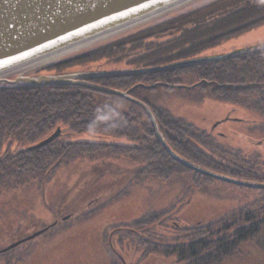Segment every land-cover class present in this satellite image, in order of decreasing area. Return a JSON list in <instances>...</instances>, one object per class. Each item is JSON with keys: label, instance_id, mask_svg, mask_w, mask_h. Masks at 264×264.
Here are the masks:
<instances>
[{"label": "rangeland", "instance_id": "obj_1", "mask_svg": "<svg viewBox=\"0 0 264 264\" xmlns=\"http://www.w3.org/2000/svg\"><path fill=\"white\" fill-rule=\"evenodd\" d=\"M233 1L203 0L193 3L151 22L137 32H127L108 40L106 45L101 44L75 57L139 37H146L143 39L146 43L166 42L177 36L169 29L170 24L185 20H191V25L206 22L209 20L207 14L214 9L219 10L213 13V16L218 17L226 10L241 6L239 3L225 6ZM259 43H264V24L206 49L202 55L229 53ZM258 46L255 47L258 49ZM72 57L57 61L55 64L66 63L60 69H54L55 64H52L37 74L66 73L96 65H101L103 69L131 68L126 67L123 60L112 59L86 62L84 65L76 60L67 63ZM180 75L182 77L177 81H199L190 75ZM188 84H161L152 89L145 88L151 91H144L141 96L152 103L155 109L169 110L174 117H181L200 130V136L195 139L192 135L189 138L191 142L185 143L207 154L210 140L204 134L209 131L213 142L216 139L225 146L237 149L246 161L254 165L255 172L264 174V129H259L264 119L260 114L244 105L230 104L209 95L200 99L199 91L189 90ZM194 85L192 83V87ZM120 99L108 95L104 102L124 110L128 104L120 102ZM218 103L222 104L219 112L214 106ZM209 104L214 111L205 110V107H210ZM133 105L149 121L145 111ZM218 120L224 124L219 123L211 129ZM149 125L153 132L150 122ZM59 126L57 128L61 132L58 137L62 141L123 147L133 145L127 136L75 134L67 126ZM57 128L34 145L45 140ZM26 143L9 140L4 144L2 153L15 154L25 149L28 146ZM109 151L105 149L94 156L81 155L68 162H59L54 170L29 177L23 184L9 180V185H1L0 264H111L116 258L120 259L121 264H173V260L159 253L144 258L143 242L158 240L165 235L166 242H169L168 236L173 234V228L177 226H204V232L209 234L217 230L216 225L221 220L234 219L238 210L251 208L253 203H264L262 189L238 186L213 178L199 179L197 183L192 172L177 173L168 178H145L139 174L141 163L123 155L109 156L106 154ZM150 213L161 214L164 225L153 224L148 229L144 228L143 219ZM231 225L229 233L239 228L235 221ZM261 227V237L264 239V226ZM262 238L259 240L254 237L252 242L246 240L235 254L224 256L216 264H264Z\"/></svg>", "mask_w": 264, "mask_h": 264}, {"label": "trees", "instance_id": "obj_2", "mask_svg": "<svg viewBox=\"0 0 264 264\" xmlns=\"http://www.w3.org/2000/svg\"><path fill=\"white\" fill-rule=\"evenodd\" d=\"M234 3L241 6L226 10L218 17L213 16V13L219 11L214 9L207 14L209 20L206 22L191 25V20H185L170 24L169 29L171 28L173 34L177 36L166 42L146 43L143 40L145 37L128 39L129 41L125 40L119 44H110L109 47H105L107 49L73 56L67 63L76 60L84 65L86 62L112 59L123 60L126 66L131 68H143L162 66L198 56L206 49L264 24V0H235L225 6ZM64 64L66 63L59 62L53 67L60 69ZM179 73L193 76L199 81H177L182 77ZM98 80L88 82L121 91L138 84L158 86L189 83V90H198L200 99L209 95L230 104H241L259 113L264 119V48L220 61L174 70L104 76ZM192 83L195 84L194 87ZM144 91L151 90L138 86L129 94L150 107L167 144L177 154L214 172L264 183V174L255 172L254 165L246 161L237 149L219 147L216 144L217 147L211 139L208 144L210 149H207L206 154L185 143L191 142L189 138L192 135L195 139L200 136V130L185 122L183 118L174 117L169 110L166 112L155 109L152 103L142 98L141 94ZM107 98V94L77 86L0 88V187L11 182L23 184L29 177L54 170L59 162H68L81 155L94 156L93 154L97 155L105 149H110L106 153L109 156L123 155L141 163L142 170L139 174L145 178H168L177 173L192 172L194 182L198 183L199 179L203 178L209 179L186 169L170 158L153 137L149 121L145 119L140 109L120 99L119 101L128 104V107L119 110L113 104L104 102ZM59 125L67 126L68 130L75 134L127 136L133 145L123 147L71 142L62 141L58 137L44 147L31 149L55 127H61ZM259 129L263 131L264 120L259 124ZM9 140L19 143L26 141L28 146L15 154L2 153L4 144ZM9 180L13 181L8 182ZM235 214L234 219L218 222L217 230L209 234L204 232V226L194 228L177 226L173 228V234L168 236L169 242H166L167 235L158 240L150 239L143 242L141 246L144 248L143 257L159 253L173 260V264L219 263L224 256L235 254L246 240L252 242L254 237L259 240L262 238L264 203L260 205L253 203L251 208L244 207ZM234 221L239 228L229 233L233 225L231 223ZM153 224L164 225L161 214L150 213L143 219L144 228L148 229L149 225ZM226 229L228 232L224 233ZM111 264H121L120 259H114Z\"/></svg>", "mask_w": 264, "mask_h": 264}, {"label": "water", "instance_id": "obj_3", "mask_svg": "<svg viewBox=\"0 0 264 264\" xmlns=\"http://www.w3.org/2000/svg\"><path fill=\"white\" fill-rule=\"evenodd\" d=\"M200 1L203 0H0V88L77 86L120 97L145 111L155 138L173 161L208 178L264 190V183L216 173L177 154L160 132L151 109L129 94L138 86L152 89L157 84H138L122 92L83 81L94 77L144 74L220 61L251 52L250 50L255 51V46L258 45V49H263L264 43L224 54L202 55V52L198 56L162 66L119 70L103 69L101 65H96L66 73L37 74L39 70L59 60L81 54L79 52L84 50H93L101 44L106 45L110 39L127 32H137L155 20ZM60 132L57 128L31 149L48 145Z\"/></svg>", "mask_w": 264, "mask_h": 264}, {"label": "flooded vegetation", "instance_id": "obj_4", "mask_svg": "<svg viewBox=\"0 0 264 264\" xmlns=\"http://www.w3.org/2000/svg\"><path fill=\"white\" fill-rule=\"evenodd\" d=\"M139 38H141V37H139ZM146 38V37H145ZM130 40V39H129ZM128 40V41H129ZM100 77H94V78H88V79H85V80H83V81H99L98 79H99ZM227 119H229V118H227ZM226 119V120H227ZM225 120V121H226ZM221 122V120H218V121H216V123L214 124V125H212L211 126V129L214 127V126H216V125H218L219 123ZM222 124H224L223 122H222ZM221 123H220V125H222ZM202 133H205L204 131H202ZM207 133V132H206ZM208 133H210L209 131H208ZM208 133L207 134H204V135H206V136H208V138H209V140H211V136L210 135H208ZM211 134V133H210ZM210 136V137H209ZM213 144L215 145V146H217V145H219V147L220 146H225V145H223L222 143H220L219 141H216V139H215V142H213ZM217 144V145H216ZM218 147V146H217ZM225 148H231L230 146L228 147V146H225ZM231 149H233V147L231 148Z\"/></svg>", "mask_w": 264, "mask_h": 264}, {"label": "bare ground", "instance_id": "obj_5", "mask_svg": "<svg viewBox=\"0 0 264 264\" xmlns=\"http://www.w3.org/2000/svg\"><path fill=\"white\" fill-rule=\"evenodd\" d=\"M88 50H84V51H81V52H79V53H83V52H87ZM209 106L210 107H208L207 106V108L205 107V110H212V111H214V108L209 104ZM214 106H216L217 107V111L219 112L220 111V107L222 106V104L221 103H218V104H214Z\"/></svg>", "mask_w": 264, "mask_h": 264}]
</instances>
